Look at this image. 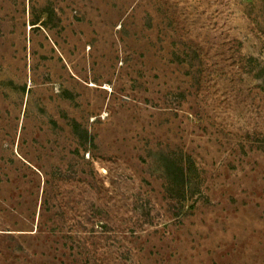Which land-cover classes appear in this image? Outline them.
<instances>
[{"label":"rangeland","instance_id":"374dc122","mask_svg":"<svg viewBox=\"0 0 264 264\" xmlns=\"http://www.w3.org/2000/svg\"><path fill=\"white\" fill-rule=\"evenodd\" d=\"M0 264H264V0H0Z\"/></svg>","mask_w":264,"mask_h":264}]
</instances>
